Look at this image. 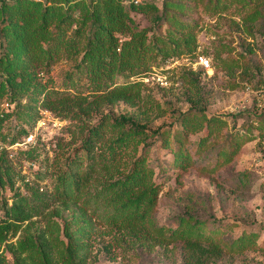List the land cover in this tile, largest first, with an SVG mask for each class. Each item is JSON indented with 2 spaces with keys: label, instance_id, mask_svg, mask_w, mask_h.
<instances>
[{
  "label": "rangeland",
  "instance_id": "1",
  "mask_svg": "<svg viewBox=\"0 0 264 264\" xmlns=\"http://www.w3.org/2000/svg\"><path fill=\"white\" fill-rule=\"evenodd\" d=\"M171 1L167 8L165 0H134L154 4L167 15L158 23L155 13L133 12L138 26L166 46L179 42L183 50L152 63L137 104L100 103L85 114L71 101L60 112L27 98L2 101L0 114L13 115L4 121L0 115V221L9 216L7 210L20 218L0 240V264H187L183 239L173 232L185 215L204 221L206 233L220 243L221 252L208 264H264V128L257 126L264 114V0H227L221 12L212 10L209 0ZM89 12H73L70 37L78 38L75 31L84 30V22L89 25ZM1 19L0 61L7 57ZM180 21L191 28H179ZM189 31L191 49L185 45ZM82 55L63 51L49 66L35 63L32 70L38 81L69 97L88 95ZM2 78L7 76L0 65ZM184 114L197 115L203 124L188 132L193 165L177 169L173 149L153 133L169 131L173 140ZM17 123L28 127L35 143L23 145L26 134L18 133ZM133 123L145 128L140 141L104 166L100 159L109 157L110 143ZM99 124L105 136L95 145L97 171L79 191L64 197L59 177L77 154L82 167H90L82 147L89 129ZM213 125L214 136L199 149L197 143ZM1 133L9 136L7 141ZM15 135L22 146L12 145ZM230 138L239 141V149L217 153ZM144 155L153 180L163 186L152 210L158 228L147 222L129 226L115 217L118 208L99 196L105 184L124 177ZM244 233H252L256 244L241 250L235 241Z\"/></svg>",
  "mask_w": 264,
  "mask_h": 264
},
{
  "label": "trees",
  "instance_id": "2",
  "mask_svg": "<svg viewBox=\"0 0 264 264\" xmlns=\"http://www.w3.org/2000/svg\"><path fill=\"white\" fill-rule=\"evenodd\" d=\"M209 1L213 2L214 11L221 12L229 6L227 0ZM165 2L168 8V3L173 1ZM76 10L90 11L89 25L84 22L82 26L85 29L79 27L75 31L78 38L69 35L70 26L76 21L73 14ZM159 11V7L154 4H137L134 0H90L89 3L85 0H3L0 18L1 32L7 40V57L2 58L0 65L4 66L7 79H0V105L6 96L13 103H16V99L27 98L36 106L42 105L60 112V108L71 101L81 112L90 114L100 103L115 104L123 101L137 104L142 99V78L146 76L152 63L159 56L167 58L183 51L179 42L174 43L173 47L160 43L155 36L149 35L147 29H141L133 16V12L155 13V20L160 23L167 15L165 12L159 14ZM178 24L181 29L191 28L182 21ZM81 38L85 39L83 48L80 45ZM192 41V31H189L185 37L188 49L192 48ZM63 51L69 54L83 52L80 64L81 72L91 87L88 95L75 94L69 97L63 91L51 87L48 82L36 79L32 70L35 63L49 66ZM118 78L124 81L119 83ZM72 79L73 77L70 78ZM0 115L1 121H4L13 113L3 111ZM184 116L180 119L182 128L175 130L173 140L169 131L153 133L164 147L173 149L172 165L177 169H187L193 165V157L188 148V132L201 129L203 124L197 115ZM30 121L25 123L30 125ZM257 122L260 123L257 126L264 128V114ZM133 124L131 129L123 131L110 143L109 157L100 159L104 160V166H111L108 160L115 161L120 153L128 151L135 143L137 145V140L140 141L138 137L145 132V128L137 123ZM16 126L19 134H28L25 129L27 126L22 127L18 123ZM103 127L99 124L89 129L88 137L84 141L82 149L89 160V168L82 167L81 155L77 154L73 160L68 161L59 177L62 196L66 197L70 192L79 191L97 171L95 145L105 136ZM215 127L209 126L208 135L197 143L199 149L204 148L214 136ZM8 137L7 134L1 133L4 142ZM19 139L20 136L15 135L11 142ZM239 147V141L230 138V141L225 140L217 148V153L229 155L235 153ZM103 156L106 155L101 157ZM153 176L154 171L147 164L144 155L133 162L124 177L105 184L99 191V196L117 207L115 217L125 220L129 226L135 228L140 222L145 225L147 222L158 228L152 217V210L158 202L163 186L154 181ZM13 213L7 210L6 214L9 216L0 221V240L11 229L15 217L20 218L17 213L16 216ZM204 223L191 215H185L173 231L183 239L184 248L188 252L187 264H208L221 252L220 243L212 233H206ZM236 241L237 248L241 250L250 249L256 244L252 233H244Z\"/></svg>",
  "mask_w": 264,
  "mask_h": 264
},
{
  "label": "built area",
  "instance_id": "3",
  "mask_svg": "<svg viewBox=\"0 0 264 264\" xmlns=\"http://www.w3.org/2000/svg\"><path fill=\"white\" fill-rule=\"evenodd\" d=\"M201 62L206 67H209L210 66V63H209V60L208 59L202 58L201 59ZM35 142H36L35 135L29 133V134H26V137H25V139H24V141L22 143H23V145H30V144L35 143ZM22 143L19 142V141H15V142L12 143V145H15L16 147H18V146H22L21 145Z\"/></svg>",
  "mask_w": 264,
  "mask_h": 264
}]
</instances>
